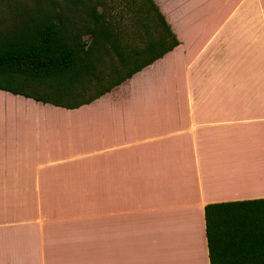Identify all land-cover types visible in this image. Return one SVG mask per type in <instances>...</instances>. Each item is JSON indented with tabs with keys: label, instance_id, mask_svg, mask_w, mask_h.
<instances>
[{
	"label": "crops",
	"instance_id": "1",
	"mask_svg": "<svg viewBox=\"0 0 264 264\" xmlns=\"http://www.w3.org/2000/svg\"><path fill=\"white\" fill-rule=\"evenodd\" d=\"M154 1L171 51L78 108L0 118V189L99 184L95 264H209L204 206L264 197V0Z\"/></svg>",
	"mask_w": 264,
	"mask_h": 264
},
{
	"label": "trees",
	"instance_id": "2",
	"mask_svg": "<svg viewBox=\"0 0 264 264\" xmlns=\"http://www.w3.org/2000/svg\"><path fill=\"white\" fill-rule=\"evenodd\" d=\"M177 45L154 0H0V90L42 104H88ZM204 225L209 264H264V197L207 203Z\"/></svg>",
	"mask_w": 264,
	"mask_h": 264
},
{
	"label": "rangeland",
	"instance_id": "3",
	"mask_svg": "<svg viewBox=\"0 0 264 264\" xmlns=\"http://www.w3.org/2000/svg\"><path fill=\"white\" fill-rule=\"evenodd\" d=\"M11 100L37 103L0 90V118L4 117V120L12 113L19 112L15 111ZM37 105L42 106L40 103ZM33 115L36 117L35 113ZM8 132L5 126L0 127V147L4 145ZM91 185L97 187L99 184L94 182ZM94 186L86 191H70V194L67 193L69 191H41L32 188L0 189L2 261L12 264H74L75 261L99 263L101 202L100 189ZM145 242L150 244V239H145ZM175 247L180 249L177 245ZM194 247L198 249L199 245ZM196 249L191 250L193 256H196ZM85 251L86 254L82 255ZM147 260H150V257H147Z\"/></svg>",
	"mask_w": 264,
	"mask_h": 264
}]
</instances>
